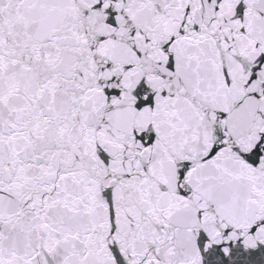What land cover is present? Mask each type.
<instances>
[{
  "label": "snow or ice",
  "instance_id": "1",
  "mask_svg": "<svg viewBox=\"0 0 264 264\" xmlns=\"http://www.w3.org/2000/svg\"><path fill=\"white\" fill-rule=\"evenodd\" d=\"M0 264H264V0H0Z\"/></svg>",
  "mask_w": 264,
  "mask_h": 264
}]
</instances>
